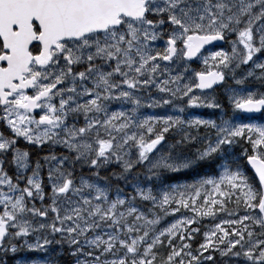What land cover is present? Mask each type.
<instances>
[{
	"label": "snow or ice",
	"instance_id": "obj_1",
	"mask_svg": "<svg viewBox=\"0 0 264 264\" xmlns=\"http://www.w3.org/2000/svg\"><path fill=\"white\" fill-rule=\"evenodd\" d=\"M232 35L231 52L211 50ZM261 53L264 0H0V121L11 132H0V264H58L65 248L73 264H264ZM228 80L224 93L205 95ZM145 100L178 114L141 116ZM111 101L132 108L110 111ZM196 106L218 115L185 113ZM171 132L179 139L167 144ZM129 141L135 160L124 158ZM113 159L122 171L101 177ZM145 163V174L135 171ZM77 166L95 171L77 178ZM189 173L193 182L181 183ZM113 178L131 194L119 183L113 190ZM138 197L164 215H192L160 228V215L130 206ZM228 203L248 214L206 226L193 248L188 241L201 231L194 225ZM22 252L46 255L17 258Z\"/></svg>",
	"mask_w": 264,
	"mask_h": 264
},
{
	"label": "rangeland",
	"instance_id": "obj_2",
	"mask_svg": "<svg viewBox=\"0 0 264 264\" xmlns=\"http://www.w3.org/2000/svg\"><path fill=\"white\" fill-rule=\"evenodd\" d=\"M219 48H221V47H214V48H212L211 50L212 51H215V50H217V49H219ZM222 48H224V47H222ZM226 51H229L228 49H226V48H224ZM230 52V51H229ZM194 67H196L195 65H193ZM200 67H201V70L203 69V66H202V64L200 63ZM197 68V67H196ZM197 70H199L198 68H197ZM155 89H152V92H153V94H155ZM195 94H197V95H199L200 93H195ZM205 95H206V93H205ZM209 96H213V94L212 93H209L208 94ZM156 98L157 99H159L160 97L159 96H156ZM175 103L177 104V105H179L180 103H183L184 105H186L187 104V101L186 100H184V101H179V100H177V101H175ZM119 105V107L118 106H116V105ZM148 104V101L147 100H145L142 104H141V106L137 109V112L141 115V116H163V115H175V114H178V112H177V108H175V107H173V105H167V106H160V105H157V106H155V107H147L146 105ZM108 108H109V110L110 111H117V110H124V111H130L131 110V108H132V105L131 104H129L128 102H124V101H111V104H108ZM210 108V107H209ZM205 109V107H199V106H196V107H186L185 108V113L186 114H191L192 116H200V117H203V118H212V117H210V116H208V115H203L202 114V111ZM187 118V117H186ZM69 123H72V120H69ZM84 123V120L80 117L79 118V120H78V126L79 125H82ZM132 131H136V128L135 127H133L132 128ZM113 135H116V133H113ZM138 138V137H137ZM243 147H248L247 145H245V146H243ZM159 148V151H156V150H154V153H155V155L154 156H152V159H155L156 158V156H159V155H161V154H163V153H165V152H167V145H164V147H158ZM55 151L57 152V153H64L65 155H67V152L65 151V149L63 148V147H61V146H57L56 148H55ZM126 152L128 153V155H126L124 158L125 159H129V158H131V159H133V160H135L136 159V156H137V153H138V148H137V146L132 142V141H129V146H128V148L126 149ZM115 164H118V165H120V166H122V164L120 163V162H117V161H115V159H113L112 160V162L108 165V166H106L107 168H110V167H112L113 165H115ZM145 166L148 168L149 167V165L147 164V163H145ZM244 173V172H243ZM83 175V176H85L86 178L89 176V175H91V173H83V171L81 172V170H80V168H79V166H77V178H79V176L80 175ZM244 175H245V173H244ZM211 176H213V177H218V174H216V175H211ZM247 177V176H246ZM249 178V182L250 183H253V181H252V179L250 178V177H248ZM207 187V192H209V191H211L212 190V187L210 186V185H208V186H206ZM156 193H154L153 192V195H155ZM205 194H207L206 192H204V191H202V196L203 195H205ZM201 202H203L202 200H201ZM45 203H48V201L46 200L45 201ZM39 206V205H38ZM130 206H134V205H130ZM182 209H184V208H182ZM139 210L141 211V212H144L145 213V215H148L149 216V218H151V214H149V213H146V211L142 208V207H139ZM184 210H186V212H184V211H181L180 213H178V214H171V215H174V216H172V217H170V219H168V221L163 225V226H161L160 228H162V227H164V226H166L167 224H169V223H171V222H173L174 220H176V219H179L180 218V216L181 215H192V213H191V211H187V210H189V209H184ZM154 212V211H153ZM156 213V212H155ZM246 214H248V213H241V214H239V215H237V216H234V217H216V218H211V221H210V223L209 224H207V226H210V225H212V224H214V223H218L219 222V220H221V219H223V220H228V219H238L239 218V216H242V215H246ZM195 227H197L196 225H194ZM199 228V227H198ZM204 230H206V227H205V229ZM255 231L257 232V233H259L261 230L259 229V227L257 226L256 228H255ZM195 238V237H194ZM189 243H191L192 244V247L193 248H195L196 247V245L198 244V243H201L202 242V240H200V241H196V242H192L191 240L190 241H188ZM85 251H87V248L85 249ZM46 254L45 253H42V252H40V253H36V252H31V253H19L18 254V257L17 258H25V257H27V258H29V259H31V258H44V256H45ZM215 255V254H214ZM218 257H219V254H218ZM60 256L59 257H57L56 258V260H57V262H58V264H65L64 262H62L60 259ZM219 264H243V258H241L240 260H235V259H232V260H229V259H227V258H223V259H219Z\"/></svg>",
	"mask_w": 264,
	"mask_h": 264
},
{
	"label": "trees",
	"instance_id": "obj_3",
	"mask_svg": "<svg viewBox=\"0 0 264 264\" xmlns=\"http://www.w3.org/2000/svg\"><path fill=\"white\" fill-rule=\"evenodd\" d=\"M190 147H191V148L195 147V146H194V143H192V144L190 145ZM139 167H141V166H139ZM137 170H138V168H137ZM64 256H65V257H66V256L68 257L67 253H66Z\"/></svg>",
	"mask_w": 264,
	"mask_h": 264
},
{
	"label": "flooded vegetation",
	"instance_id": "obj_4",
	"mask_svg": "<svg viewBox=\"0 0 264 264\" xmlns=\"http://www.w3.org/2000/svg\"><path fill=\"white\" fill-rule=\"evenodd\" d=\"M229 38H226V42H228ZM37 115V117L39 116V113H35Z\"/></svg>",
	"mask_w": 264,
	"mask_h": 264
}]
</instances>
